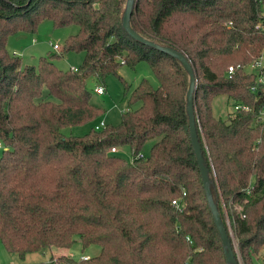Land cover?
<instances>
[{
	"label": "trees",
	"instance_id": "1",
	"mask_svg": "<svg viewBox=\"0 0 264 264\" xmlns=\"http://www.w3.org/2000/svg\"><path fill=\"white\" fill-rule=\"evenodd\" d=\"M126 5L0 0V243L21 258L69 250L75 237L82 250L100 248L86 261L63 254L48 264H228L190 141L189 75L162 51L173 48L195 71L196 132L212 201L227 234L224 215L230 222L240 264H255L264 247V127L254 119L264 109V85L246 68L264 51V0H135L130 27L156 47L124 31ZM45 20L78 31L60 54L23 65L7 40L35 34ZM68 52L84 53L76 71L53 64ZM142 62L157 88L143 79L131 89L118 74ZM109 76L127 97L119 124L65 137L64 128L102 117L86 80L103 87ZM218 96L248 111L216 118ZM151 139L148 156L135 159ZM125 146L130 161L110 151Z\"/></svg>",
	"mask_w": 264,
	"mask_h": 264
},
{
	"label": "rangeland",
	"instance_id": "2",
	"mask_svg": "<svg viewBox=\"0 0 264 264\" xmlns=\"http://www.w3.org/2000/svg\"><path fill=\"white\" fill-rule=\"evenodd\" d=\"M78 31L76 26H69L64 28H54L51 21H42L35 32V34L30 35L27 33H18L15 36H11L7 40L6 48L10 54H18L21 58L23 65H33L37 64L40 57H45L49 53L60 54L64 45L65 40L71 36L75 35ZM56 44L58 46L57 50L52 49V45ZM84 58V53L68 52L62 57L54 59L53 64L61 71H68L70 68H78L82 63ZM118 74L121 78L126 81L131 89H134L141 80H146L153 87H158V82L152 71L150 70L147 63L142 62L134 69L127 66H122L119 69ZM97 87V83L93 77L86 80V88L91 93V103L104 111L102 117L96 121L76 127H68L62 130L65 137H81L87 134L90 128L98 125L100 122H104L106 125H117L120 122V114L128 109L127 97L124 95V88L122 83L116 76H109L106 80L103 95H98L94 92V88ZM53 100V98H50ZM140 104H136L131 107L132 110L137 109ZM213 115L216 118L225 119L233 111L232 104L226 100L224 96L216 97L211 104ZM156 139H151L147 141L142 147V155L148 156L150 148L156 142ZM4 147H0V157ZM113 155L125 160L130 161V150L127 146L116 149ZM226 227L228 234L231 238L232 244L234 246L236 255L240 261L239 253L236 247V243L233 237L232 228L227 216L224 215ZM75 243L73 246L66 251L53 250V254L56 256H61L63 254H71L75 258H79L82 255L93 257L96 256L100 248L98 246H91L86 250H82L81 244L78 237H75ZM51 259L50 252L45 250L26 255L24 258L19 257L16 254L8 253L0 243V264H38L44 263L48 264ZM264 259V247L261 249L259 255L255 257V264H262Z\"/></svg>",
	"mask_w": 264,
	"mask_h": 264
},
{
	"label": "water",
	"instance_id": "3",
	"mask_svg": "<svg viewBox=\"0 0 264 264\" xmlns=\"http://www.w3.org/2000/svg\"><path fill=\"white\" fill-rule=\"evenodd\" d=\"M135 8V0H127V5H126V10L122 18V27L124 31L133 39L136 41H141L147 45L150 46H155L151 42H148L144 39H142L138 34H136L130 27V17L132 13V9ZM156 47V46H155ZM166 54L169 56L177 59L183 68L186 70V72L189 75V87L186 93V103H187V115H188V121H189V135H190V141L191 145L193 148V151L195 153L197 163L199 166L200 174L202 176V181L204 183V188L208 200V204L210 207L211 215L215 224V227L218 231V234L221 239V243L223 247L225 248V260L228 264H240V261L236 255V258L234 256V252L232 250V247L230 245L229 239H228V234L221 223V218L219 215V212L214 205L211 194H210V189L208 187V180H207V171L206 168L203 164V159L200 153V144L198 141V136L196 132V123H198V120L195 118V113H194V94H195V89H196V75L195 71L192 67V65L189 63L185 55H183L180 51H177L173 48H164L162 49Z\"/></svg>",
	"mask_w": 264,
	"mask_h": 264
},
{
	"label": "built area",
	"instance_id": "4",
	"mask_svg": "<svg viewBox=\"0 0 264 264\" xmlns=\"http://www.w3.org/2000/svg\"><path fill=\"white\" fill-rule=\"evenodd\" d=\"M256 28L263 30V28H261L260 25L256 26ZM52 49L53 50H57L58 49V46L54 44V45H52ZM71 70L76 71V68H71ZM234 70H235V68L233 66L228 67L227 74L228 75H231L234 72ZM246 70H247V72L256 73L257 74V83L259 85H264V76H263V74H264V51L261 52V54L258 57V59L255 62H253L251 65H249L246 68ZM251 91H255V87H251ZM94 92L96 94H98V95H103L104 94V89L102 87H95L94 88ZM236 110L248 111V108L246 106L236 104V105H233V111H236ZM254 125H259L261 127H264V109H262L257 114V116L255 117V119H254ZM104 126H105V123L102 121L98 125H95L94 126V129L95 130H100ZM0 147H2L1 144H0ZM110 151H111V153H115L116 152V149L115 148H112ZM142 157H143V155L142 154H139L135 159L142 158ZM172 204H174L175 206L178 207L176 201H173ZM53 250H55V249L54 248H51V251H50L51 252V259H50L49 262H53V261L56 260V258H58V256H56L55 254H53ZM66 259H68L69 262L86 261V260L89 259V256L82 255L79 258H75L73 255L67 254L66 255Z\"/></svg>",
	"mask_w": 264,
	"mask_h": 264
},
{
	"label": "crops",
	"instance_id": "5",
	"mask_svg": "<svg viewBox=\"0 0 264 264\" xmlns=\"http://www.w3.org/2000/svg\"><path fill=\"white\" fill-rule=\"evenodd\" d=\"M54 45V44H53ZM56 45V44H55ZM14 54V53H13ZM16 56H18V54H15ZM71 69V68H70ZM50 255H51V253H50Z\"/></svg>",
	"mask_w": 264,
	"mask_h": 264
}]
</instances>
